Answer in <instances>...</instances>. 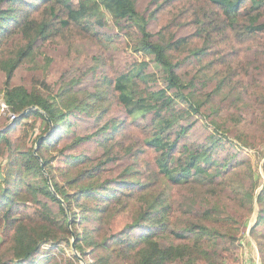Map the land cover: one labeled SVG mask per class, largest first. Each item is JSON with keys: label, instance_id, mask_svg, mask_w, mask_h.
I'll return each mask as SVG.
<instances>
[{"label": "trees", "instance_id": "1", "mask_svg": "<svg viewBox=\"0 0 264 264\" xmlns=\"http://www.w3.org/2000/svg\"><path fill=\"white\" fill-rule=\"evenodd\" d=\"M0 93V264H225L264 224V0H0Z\"/></svg>", "mask_w": 264, "mask_h": 264}, {"label": "rangeland", "instance_id": "2", "mask_svg": "<svg viewBox=\"0 0 264 264\" xmlns=\"http://www.w3.org/2000/svg\"><path fill=\"white\" fill-rule=\"evenodd\" d=\"M111 23V20H110ZM121 39V36L119 37ZM77 44L71 45H64L61 46L60 43H50L48 45L49 52H51V56L53 59V63L55 66L64 64L69 58L73 57L74 55L78 56L81 60L89 57L91 54L90 48H93V45L90 44L88 40H78ZM94 49V48H93ZM55 53V54H52ZM39 66H41L39 64ZM48 77L51 79H56V75H54L52 70L48 71ZM0 99H3L2 93H0ZM246 99V98H245ZM8 118V125L10 119L7 114H4L0 111V117L3 116ZM246 115L243 113L241 114V122L240 124L244 123V117ZM256 125L252 124L250 128H254ZM82 130V128H80ZM258 147L248 146L241 149L242 154H247L251 158L253 170L255 172V179L261 183V186H264V168L262 167L261 163L262 160L259 158V151L264 149V145H256ZM238 148V147H237ZM245 152V153H244ZM165 183V180H163ZM260 188V185L257 187V190ZM247 212L241 211L240 217L238 216L239 220L243 219L247 223V227L243 229V231L237 232V235H241L238 242H236V246L234 251L227 254V259L225 264H264V244H259V234H264V224L259 225L257 227L253 226L255 221L256 213L253 212L252 214L248 215ZM231 226H235L236 223L233 222L230 224ZM228 240V239H227ZM49 246L45 245L42 248V254L40 257L44 255V252L47 251ZM63 255L68 256L74 259V251L71 247L67 245H63ZM90 259V258H89ZM74 264H82L81 260L74 259ZM91 260V259H90ZM85 261V260H84ZM86 262V261H85Z\"/></svg>", "mask_w": 264, "mask_h": 264}, {"label": "water", "instance_id": "3", "mask_svg": "<svg viewBox=\"0 0 264 264\" xmlns=\"http://www.w3.org/2000/svg\"><path fill=\"white\" fill-rule=\"evenodd\" d=\"M26 112V110H23L19 115L21 116L22 114H24ZM10 123H12V122H10ZM9 123V124H10ZM9 126V125H8ZM51 130H52V128H51ZM49 133H51V131H49L48 132V134ZM38 141H39V139L36 141V144L38 143ZM41 164L43 165V163L41 162ZM45 171V170H44ZM46 173V172H45ZM46 177H47V180H48V182H49V184H50V178H49V176H48V174L46 173ZM73 233V232H72ZM73 235H74V233H73ZM71 248H72V250L74 251V253H75V255L77 256V258L79 259V260H81V262H82V264H86V262L84 261V259L77 253V251H76V248H75V243H74V240H72V244H71Z\"/></svg>", "mask_w": 264, "mask_h": 264}, {"label": "built area", "instance_id": "4", "mask_svg": "<svg viewBox=\"0 0 264 264\" xmlns=\"http://www.w3.org/2000/svg\"><path fill=\"white\" fill-rule=\"evenodd\" d=\"M0 111L7 114L10 120L16 118V115L8 108L3 99H0Z\"/></svg>", "mask_w": 264, "mask_h": 264}, {"label": "clouds", "instance_id": "5", "mask_svg": "<svg viewBox=\"0 0 264 264\" xmlns=\"http://www.w3.org/2000/svg\"><path fill=\"white\" fill-rule=\"evenodd\" d=\"M10 122H12V121L10 120ZM10 122H9V123H10Z\"/></svg>", "mask_w": 264, "mask_h": 264}]
</instances>
